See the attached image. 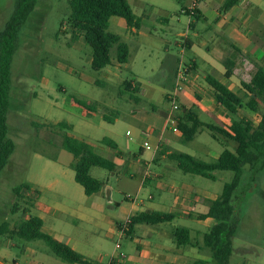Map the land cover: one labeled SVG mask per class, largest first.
Here are the masks:
<instances>
[{
    "label": "crops",
    "instance_id": "0c3cea01",
    "mask_svg": "<svg viewBox=\"0 0 264 264\" xmlns=\"http://www.w3.org/2000/svg\"><path fill=\"white\" fill-rule=\"evenodd\" d=\"M225 1L202 0L196 3L194 10H191L192 7L181 9V13L188 18V27L186 31L177 33L180 40L176 42V46L182 56L189 54L186 62L172 56L166 46H164L165 52L158 51L156 43L163 44L165 41L153 34L156 20L150 17L151 10L154 8L152 4L137 0V5L141 10L138 14L133 12L141 20L137 29L128 27L121 17H110L108 30H113L109 32L118 35L121 41L127 45L128 61L125 64H118L116 60L112 61L111 65L98 72L101 80H95L91 76H84L83 80L91 85L99 83L106 87L117 86L120 88L123 85L125 91L130 92L133 96L128 100L121 99V97L119 99L122 101V105L133 109L130 113L132 116L127 119L134 121L137 131H125L126 138L122 136V133L113 131L100 136L99 121L101 119L105 121L106 112L111 109L108 106V100H116L114 95L106 94L102 103L94 99H81L82 105L75 102L76 107L81 109L83 120L78 127L80 133L76 135L71 133V135L90 144L97 155L116 166L114 172H108L111 177L116 179L121 199L120 201H111L115 188L113 189L109 184V179L102 181L95 178L103 182V187L91 196H86L80 186L83 194L79 195V199L83 205L75 211V217L83 223V227L73 228V224L64 216L62 202L58 201L65 198L64 184L58 180L48 181L44 184L29 181L20 184L28 187L22 189L20 194L26 192L27 195L33 196L31 209L23 220L30 216L40 218L43 223V232L68 245L90 264H214L210 250L203 244V235L208 233L217 222L209 217L200 219L198 216L207 214L211 203L220 194L211 193L209 190L201 188L196 180L181 179L178 174L180 169L176 162L169 158L170 154L181 152L174 151L163 141L167 130H169L165 121L169 108L164 104L165 108L159 109L157 112H148L144 107L138 106L142 105L136 94L140 91L142 95L147 91L154 92L156 90L154 87L145 85V76L154 75L158 67L166 66L168 72L166 80L170 79L169 74L172 73L173 82L168 89L163 91V100H165L166 95L175 87L178 71L185 67V87L178 96L180 107L177 114L178 119L183 117L184 113L190 112L203 124L221 128L231 126L235 119L251 120L244 117L235 118L238 112L233 116L219 106L216 101V93L205 79L207 76H211L237 96L241 97L237 91H242L243 95L245 94L243 84L250 79L248 81L237 80L239 74H237L236 68L239 66L240 70L243 61L245 64L251 61L253 64L257 63L258 66L264 67L263 63H260L264 60V0H238L229 9L223 10L222 6ZM193 11L195 12L193 13ZM70 32L73 34L72 30ZM189 34L194 39H191ZM76 37L77 41L81 43L84 41L82 36L77 35ZM233 47L237 48L241 54L236 56L233 75L226 78L223 62L226 58L236 54ZM90 62L91 57L89 64ZM256 66L250 78L255 73ZM123 69L130 73V79L121 80L119 75ZM125 83L129 84L128 89L125 88ZM159 84L161 85V83ZM81 96L88 98L85 94ZM207 120L212 122H207ZM257 121L258 116L257 120L252 122L257 124ZM204 130L208 131L202 128L197 134ZM173 134L179 139L182 138L180 131ZM44 135L47 139V131ZM104 138L114 143L115 147L101 144L100 141ZM179 139L173 142H179ZM148 140L152 142V148L148 144ZM167 142H169L168 139ZM145 144L148 145V148L145 147ZM207 151L214 160L218 159L221 154L212 150ZM73 161L64 165L49 160L48 165H51L50 167L60 174L64 172L65 167L71 169ZM151 167L154 168L152 171ZM185 174L190 175L189 173ZM132 186H135L134 189H130ZM14 188H11L10 191L15 195ZM41 190L49 194L50 199H46L48 203L39 199ZM106 195L108 204L115 208L110 215L101 218L98 214L101 205L97 199ZM155 212L172 214L174 218L165 223L135 224L126 234L120 233L121 225L129 218L140 213ZM9 219L8 216H3L0 225V235L5 236L8 240L6 243H0V260L6 262L5 258L9 255L6 252L7 247L12 241H15L21 244L22 248L19 249L20 253L12 259V264H71L56 258L50 250L41 244L29 242L13 235L15 227L9 226ZM62 224L71 232L72 228L76 232L67 236L60 233L59 226ZM176 228L189 230V244L184 246L176 244L173 237ZM104 229H108L105 235L107 238L117 239L106 263L100 254L104 245L99 238L101 230ZM8 232L12 236L4 235ZM123 240L124 244H121ZM116 243L120 244L119 250L115 249ZM120 255L123 257L120 258Z\"/></svg>",
    "mask_w": 264,
    "mask_h": 264
},
{
    "label": "rangeland",
    "instance_id": "374dc122",
    "mask_svg": "<svg viewBox=\"0 0 264 264\" xmlns=\"http://www.w3.org/2000/svg\"><path fill=\"white\" fill-rule=\"evenodd\" d=\"M127 1L134 13H140L137 0ZM143 1L154 6L150 16L151 19L156 20L153 34L165 41L163 44L156 43L158 51L165 52L164 46H166L172 56L186 62L189 54L182 56L176 42L180 40L177 33L186 31L188 27V18L181 13V9L192 7V0ZM69 2L70 0H37L34 11L20 32L17 50L12 59L7 128L8 137L14 143V151L0 176V225L3 216H8L10 218L9 226L15 227V230L31 209L33 196L27 195L26 192L16 196L10 189L29 181H36L39 184L55 180L62 182L66 195L64 199L58 201L62 202L64 216L73 224V228L83 227V223L75 217V211L83 205L79 199V195H82L83 191L80 185L75 183L73 171L65 167L64 172L59 174L50 167L51 165H48L49 160L64 165L73 161V156L61 147V139L65 130L55 125L66 122L73 126L70 134L80 133L78 127L83 117L81 109L76 107L75 102L81 104V99H94L102 103L106 94L114 95L115 101L108 100V106L111 107L106 112L108 120L102 121L101 119L99 121L100 136L113 131L122 133V136L126 138L125 131H137L134 121L127 119L132 116L130 113L133 109L122 105V101L119 99L121 97V99L128 100L133 96L130 92L125 91L123 85L120 88L117 86L106 87L99 83L91 85L83 80L84 76L101 80V76L98 75V72L93 71L89 64L90 47L85 41L82 43L77 41V34L70 32L71 28L68 25ZM14 4L15 0H0V30L12 13ZM189 37L194 39L191 34ZM111 60H115L114 48L111 50ZM260 63L264 65V60ZM255 65L258 64H253L251 61L245 64L243 61L241 69L239 70V66L236 68L237 74H239L237 80L248 81ZM167 74V67L163 66L158 67L154 75L145 76V85L154 87L156 90L154 92L147 91L143 95L141 91L138 92L136 95L140 98L142 105H138L139 107H144L148 112H157L166 106L169 108V104L163 100V91L172 84L173 76L170 73V79L166 80ZM119 76L124 81L131 78L130 73L124 69ZM237 93L241 97L244 96L242 91H237ZM82 94L87 95L88 98H83ZM133 107L135 106L133 105ZM257 116V114L253 115L239 110L235 118L244 117L256 121ZM207 122L212 121L207 120ZM45 131H47V139H45ZM176 139L179 138L167 130L163 141L174 151L191 155L204 162L214 161L207 150L221 153L224 149L232 151L237 147L235 142L205 130L197 134L191 141H185L182 137L179 142H173ZM148 144L151 148L153 147L150 140H148ZM152 169L154 168L151 167V171ZM90 174L102 181L109 179V184L113 189L115 188L111 201H120L121 195L118 192L116 179L111 177L108 171L93 167ZM178 174L181 179L196 180L201 188L218 195L221 194L224 183L231 182L234 176L230 171H215L216 180L212 181L196 175H186L180 170H178ZM134 187L132 186L130 189H134ZM234 195L233 205L238 214V229L236 236L232 239L233 251L229 264H264V173L258 172L251 176L246 170ZM49 197L46 191L41 190L39 198L41 201L47 202L46 199H50ZM107 198L106 195L97 199L101 205V210L98 213L101 218L110 215L115 208L108 204ZM59 227V232L66 236L76 232L73 231V228L71 232L63 224ZM107 232L108 229L101 230L99 235L104 245L100 254L105 263L114 248V243L117 242V239L107 238L105 236ZM4 235L12 236L9 232ZM7 241L5 236L0 235V243ZM29 242L39 243L49 250L42 241ZM121 244H124V240ZM21 248V244L12 241L7 247L6 252L9 255L5 258L6 262L0 260L2 264H12V259L20 253L19 249Z\"/></svg>",
    "mask_w": 264,
    "mask_h": 264
},
{
    "label": "trees",
    "instance_id": "16d2710c",
    "mask_svg": "<svg viewBox=\"0 0 264 264\" xmlns=\"http://www.w3.org/2000/svg\"><path fill=\"white\" fill-rule=\"evenodd\" d=\"M238 0H226L223 10L229 9ZM37 0H15L14 8L9 18L0 30V175L7 161L14 151V143L8 137L7 113L10 108V91L12 82L11 65L20 32L27 19L34 11ZM70 14L68 25L73 34L82 36L91 49L90 66L93 71L99 72L112 64L111 50L115 49V60L118 64H125L129 58L127 45L121 38L108 31L110 17H121L128 27L139 28L140 18L136 17L127 0H70ZM195 11H193L194 13ZM193 16V14H192ZM234 56L226 58L223 62L225 77L230 78L236 65V56L241 53L233 47ZM206 83L216 93L217 104L228 113L235 115L238 110H244L258 115L257 124L251 120L235 119L231 126L221 128L206 125L200 122L192 113L187 112L179 118V131L185 141H191L200 129L205 128L237 144L234 152L223 150L218 159L213 162H204L188 154L172 153L169 158L176 162L177 167L184 173L198 175L209 180H215V171H230L234 174L231 182L224 184L220 196L211 203L209 212L199 215L200 219L212 218L217 224L203 235V244L211 252L214 264H229L232 254V239L238 229V214L233 205L235 192L240 185L246 170L254 176L258 172L264 173V67L256 66V71L248 82H244L245 94L239 97L231 92L225 85L211 76H207ZM129 84L125 83L128 89ZM82 104V103H81ZM108 120L107 117H104ZM65 132L62 135V148L73 156L71 169L74 180L79 184L86 196L97 193L103 187V182L90 175L92 167H99L114 172L116 166L97 155L93 147L71 135L72 126L66 122L55 125ZM101 144L115 147V144L104 138ZM28 188L20 185L14 188L16 196H20L22 189ZM174 216L167 213H140L128 219V229L135 224H158L170 222ZM42 220L30 216L22 220L13 232L26 241H42L51 253L63 262L71 264H90L88 260L72 250L68 245L54 239L42 231ZM178 246L190 242V233L186 228H176L173 233Z\"/></svg>",
    "mask_w": 264,
    "mask_h": 264
},
{
    "label": "built area",
    "instance_id": "2783aa9c",
    "mask_svg": "<svg viewBox=\"0 0 264 264\" xmlns=\"http://www.w3.org/2000/svg\"><path fill=\"white\" fill-rule=\"evenodd\" d=\"M199 1H202V0H192L191 10H194L196 3ZM185 80H186V68L183 67V68H180V70L177 73L174 89L171 92H169L165 97L166 102L169 104V109L165 116L166 127L173 133H179V127H178L179 119H178L177 114L179 112L180 107L178 103V96L185 87ZM145 147L148 148V145L145 144ZM128 231H129L128 225H127V222H125L120 227V233L126 234ZM115 249L116 250L120 249L119 243L115 244ZM122 257L123 255H120V258ZM111 264H116V263H111Z\"/></svg>",
    "mask_w": 264,
    "mask_h": 264
}]
</instances>
